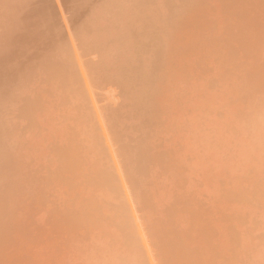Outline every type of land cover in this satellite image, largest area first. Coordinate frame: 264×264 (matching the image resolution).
I'll list each match as a JSON object with an SVG mask.
<instances>
[{
  "label": "rangeland",
  "instance_id": "374dc122",
  "mask_svg": "<svg viewBox=\"0 0 264 264\" xmlns=\"http://www.w3.org/2000/svg\"><path fill=\"white\" fill-rule=\"evenodd\" d=\"M165 263L264 264V0H0V264Z\"/></svg>",
  "mask_w": 264,
  "mask_h": 264
},
{
  "label": "bare ground",
  "instance_id": "6f19581e",
  "mask_svg": "<svg viewBox=\"0 0 264 264\" xmlns=\"http://www.w3.org/2000/svg\"><path fill=\"white\" fill-rule=\"evenodd\" d=\"M157 235H158V234H157ZM160 238H161V237H160ZM160 238H159V239H160ZM151 245H152V244H151ZM152 246H153V245H152ZM165 264H166V263H165Z\"/></svg>",
  "mask_w": 264,
  "mask_h": 264
}]
</instances>
